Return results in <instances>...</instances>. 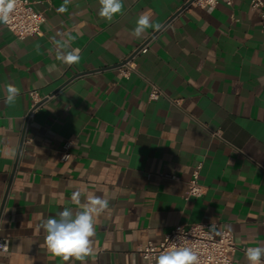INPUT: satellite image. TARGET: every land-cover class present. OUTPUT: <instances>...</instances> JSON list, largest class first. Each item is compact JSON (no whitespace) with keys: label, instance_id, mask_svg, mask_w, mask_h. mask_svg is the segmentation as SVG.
Wrapping results in <instances>:
<instances>
[{"label":"crops","instance_id":"0c3cea01","mask_svg":"<svg viewBox=\"0 0 264 264\" xmlns=\"http://www.w3.org/2000/svg\"><path fill=\"white\" fill-rule=\"evenodd\" d=\"M33 1L46 15L42 34L19 37L0 23V235L10 238L0 264H71L47 251L39 225L78 211V189L82 203L87 194L110 201L87 264H143L139 246L179 223L215 222L239 245L264 244L263 13L250 0L211 12L123 0L108 21L99 0ZM142 14L160 27L134 38ZM54 38L78 48L79 62L58 61ZM144 44L124 76L119 65ZM9 83L20 89L13 104ZM31 90L42 100L29 117ZM199 163L205 193L186 199ZM232 264H248L243 250Z\"/></svg>","mask_w":264,"mask_h":264},{"label":"clouds","instance_id":"9594fccd","mask_svg":"<svg viewBox=\"0 0 264 264\" xmlns=\"http://www.w3.org/2000/svg\"><path fill=\"white\" fill-rule=\"evenodd\" d=\"M18 0H0V23L7 24L10 14L14 11ZM68 0H65V5ZM215 5V0H209ZM98 15L102 19L111 21L114 16L122 13L123 0H99ZM66 6L57 9L58 13H65ZM211 12L212 8H208ZM159 28L153 25L149 15L142 14L136 21L135 27L131 30L134 38H141L149 28ZM63 37L64 34H58ZM55 45V56L58 61L65 65L76 64L80 60V50L71 48L67 39H53ZM5 102L13 104L20 95V89L14 83L5 85ZM85 193L76 190L72 193L71 200L79 205L78 211L64 208L57 214V217L42 219L39 227L44 231V245L53 256L60 257L63 261L71 264H87V258L94 255V240L96 235L95 221L106 210L109 209V199L95 194H87L85 201L81 197ZM245 257L248 264H264V244L256 247H248L245 250ZM154 264H200L198 253L191 247L173 244L161 251L156 257Z\"/></svg>","mask_w":264,"mask_h":264},{"label":"built area","instance_id":"2783aa9c","mask_svg":"<svg viewBox=\"0 0 264 264\" xmlns=\"http://www.w3.org/2000/svg\"><path fill=\"white\" fill-rule=\"evenodd\" d=\"M222 1L227 4L233 3V0H215V5ZM250 3L252 8L259 9L264 15V0H250ZM185 4V7L192 5L213 7L209 3V0H186ZM45 20V13L36 8L33 0H18L14 11L10 14L9 22L5 25L15 35L24 37L42 34V23ZM148 49L147 44L137 49L132 56L119 65L120 72L124 76H129L136 68V61L134 59L136 54L146 52ZM161 94L162 91L158 85L152 84L149 97L151 99H157ZM30 95L33 99V104L28 113L29 117L34 115L36 106L42 100L37 90H31ZM214 134L219 137L222 136L221 130L215 131ZM72 144L73 141L71 138L67 139L64 143V151L61 156L63 160L70 157ZM201 167L202 164L199 163L193 169L185 195L186 199L194 196H202L205 193V186L200 180ZM172 176L175 177V175ZM173 244L193 248L199 255L200 264H232L234 261V253L237 250L241 249L245 252L248 247H256L247 244L239 245L232 231L219 230L218 224L215 222L179 223L171 228L159 242L150 240L139 246L138 251L143 258V264H154L155 257ZM9 249L10 238L0 235V251L7 252Z\"/></svg>","mask_w":264,"mask_h":264},{"label":"water","instance_id":"95a60500","mask_svg":"<svg viewBox=\"0 0 264 264\" xmlns=\"http://www.w3.org/2000/svg\"><path fill=\"white\" fill-rule=\"evenodd\" d=\"M185 6H186V4H185L182 8H184ZM182 8H181V9H182Z\"/></svg>","mask_w":264,"mask_h":264}]
</instances>
